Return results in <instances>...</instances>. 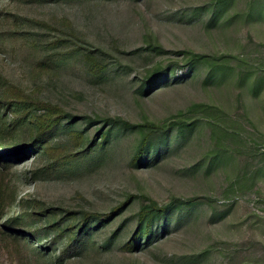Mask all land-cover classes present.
<instances>
[{
  "label": "rangeland",
  "instance_id": "1",
  "mask_svg": "<svg viewBox=\"0 0 264 264\" xmlns=\"http://www.w3.org/2000/svg\"><path fill=\"white\" fill-rule=\"evenodd\" d=\"M60 39L70 59L42 73L38 62ZM86 47L107 54L102 79L88 73ZM187 54L210 59L186 73ZM155 68L179 80L139 93ZM10 84L77 117L71 128L91 141L101 125L80 118L160 124L186 113L200 121L172 152L140 166L131 164L138 129L112 130L106 149L55 177L39 174L47 156L12 155L18 195L1 230L34 201L58 217L124 207L94 231L85 253L64 260L63 241L48 248L0 234V264H264V0H0V98ZM198 104L210 112H189ZM29 130L26 123L17 133L22 141ZM142 194L160 205L198 203L172 211L158 239L128 251Z\"/></svg>",
  "mask_w": 264,
  "mask_h": 264
},
{
  "label": "trees",
  "instance_id": "2",
  "mask_svg": "<svg viewBox=\"0 0 264 264\" xmlns=\"http://www.w3.org/2000/svg\"><path fill=\"white\" fill-rule=\"evenodd\" d=\"M27 4H47L57 0H18ZM44 24V23H43ZM44 27L50 29L48 24ZM72 36L78 38L76 35ZM65 40L53 42L48 45L47 51L38 62L42 73L58 71L60 67L70 59L69 50L61 49ZM71 50V49H70ZM75 51V50H73ZM104 56V57H103ZM107 54L102 50L85 48L81 58L87 65L90 76L99 80L104 77L108 69L105 61ZM207 59L203 55L187 54V72L197 71L201 61ZM211 63V67H213ZM184 65V66H185ZM185 74L182 77H185ZM179 77V76H178ZM179 80L174 70L170 68H155L141 82L138 92H148L162 85H167L171 80ZM176 80V81H177ZM211 107L198 104L189 112L208 114ZM12 117L8 121V116ZM173 120L160 124L147 121L143 124L134 125L120 117L91 120L80 118L92 125L100 124L97 136L90 140L85 131H76L71 126L77 122V117L66 112L61 106L46 102L40 98L28 95L20 87L10 84L4 95L0 98V219L7 215V211L17 201V187L12 181V155L16 158H25L30 154H39L48 157L45 167L39 170L44 177H55L63 170H76L85 159H91L99 152L108 147L112 130L138 129L141 133L136 146L131 164L140 166L149 161L159 160L162 156L172 152L173 148L185 138L186 132L196 126L200 118L181 113ZM29 125V140L22 141L18 132L24 124ZM65 135V144H51L55 135ZM140 209L137 213L136 228L128 240L124 249L137 250L143 245H149L159 238L161 231L172 222V211L183 207H194L198 202L196 198L187 200H174L170 204L160 205L151 197L142 194ZM211 202V201H210ZM124 207L120 205L108 214L98 212H81L80 214L66 211L58 217V210L43 207L34 201L31 209H26L19 216L9 218L3 225L5 230L0 229V234L5 239L19 242L27 239V236L37 242L46 241L45 247L63 241L60 251V260L68 259L72 255L83 254L93 245V233L103 223L114 218ZM180 220V219H179ZM179 220H177L179 222ZM181 221V220H180ZM37 224L38 226H34ZM49 239V241H48ZM95 245V243H94ZM106 244H100L104 247Z\"/></svg>",
  "mask_w": 264,
  "mask_h": 264
}]
</instances>
